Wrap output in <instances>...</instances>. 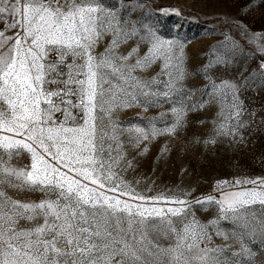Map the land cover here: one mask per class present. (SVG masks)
<instances>
[{
	"label": "snow or ice",
	"instance_id": "obj_1",
	"mask_svg": "<svg viewBox=\"0 0 264 264\" xmlns=\"http://www.w3.org/2000/svg\"><path fill=\"white\" fill-rule=\"evenodd\" d=\"M261 4L205 16L216 38L192 53L165 27L179 7L0 0V264H264V171L207 190L139 172L154 145L153 174L177 141L264 128Z\"/></svg>",
	"mask_w": 264,
	"mask_h": 264
},
{
	"label": "rangeland",
	"instance_id": "obj_2",
	"mask_svg": "<svg viewBox=\"0 0 264 264\" xmlns=\"http://www.w3.org/2000/svg\"><path fill=\"white\" fill-rule=\"evenodd\" d=\"M111 2V0H110ZM151 4L159 7H179L183 10V18L172 15L165 21L166 30L175 32L177 28L185 35L190 43V51L196 53L208 43L209 39L204 35V26L209 23L205 16H211L218 12H231L235 14L238 7L245 4L247 0H150ZM255 28H259L264 22V4L254 8L247 16ZM257 105L264 103V96L254 97ZM158 110L150 109L143 115H155ZM142 110L139 108L128 109L121 113V120H136ZM196 129H190L195 131ZM186 140L187 137H184ZM180 142L177 141L172 148L170 157L161 159L155 165L153 174V161L159 150V145H154L151 152L141 161L139 172L150 176L157 184L172 185L181 182L185 184H196L202 190H207L214 178H230L232 174L248 172L259 174L264 171V128L254 131L246 136L244 143L232 145L218 143L215 146L209 145L205 150L203 147L193 151L181 153ZM186 168L187 172L181 174V169ZM207 181L208 183H204ZM253 210L259 214L260 206H253ZM203 215V213H198Z\"/></svg>",
	"mask_w": 264,
	"mask_h": 264
}]
</instances>
